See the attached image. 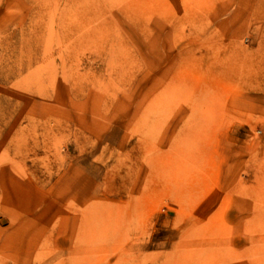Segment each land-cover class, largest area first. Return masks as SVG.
Returning <instances> with one entry per match:
<instances>
[{
  "label": "rangeland",
  "instance_id": "obj_1",
  "mask_svg": "<svg viewBox=\"0 0 264 264\" xmlns=\"http://www.w3.org/2000/svg\"><path fill=\"white\" fill-rule=\"evenodd\" d=\"M0 264H264V0H0Z\"/></svg>",
  "mask_w": 264,
  "mask_h": 264
},
{
  "label": "crops",
  "instance_id": "obj_2",
  "mask_svg": "<svg viewBox=\"0 0 264 264\" xmlns=\"http://www.w3.org/2000/svg\"><path fill=\"white\" fill-rule=\"evenodd\" d=\"M67 189H68V188H67ZM73 189H74V188L70 186L68 190H70V191H74ZM77 191H79V192L81 191L83 198H84L85 196L88 195V193H86L82 188H81V189H77ZM40 231L43 232V229H41ZM40 231H39V232H40ZM39 232L37 231V233H39ZM37 233H36V234H37ZM36 234H35V235H36ZM26 245H28V247H29V246H30V242L27 243Z\"/></svg>",
  "mask_w": 264,
  "mask_h": 264
}]
</instances>
